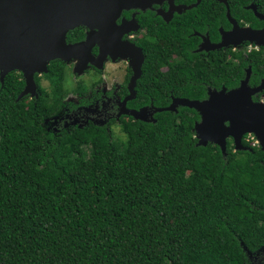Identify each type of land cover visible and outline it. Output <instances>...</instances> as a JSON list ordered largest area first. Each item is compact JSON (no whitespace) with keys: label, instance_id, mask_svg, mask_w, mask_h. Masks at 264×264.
Masks as SVG:
<instances>
[{"label":"trees","instance_id":"obj_1","mask_svg":"<svg viewBox=\"0 0 264 264\" xmlns=\"http://www.w3.org/2000/svg\"><path fill=\"white\" fill-rule=\"evenodd\" d=\"M155 62L169 66L179 94L182 68L164 52L146 69ZM189 70L232 80L230 63ZM24 86L18 71L0 80V264H251L241 242L264 245L260 146L232 153L228 142L224 155L198 145L189 107L123 123L125 139L90 127L49 140L47 105L17 100Z\"/></svg>","mask_w":264,"mask_h":264},{"label":"flooded vegetation","instance_id":"obj_2","mask_svg":"<svg viewBox=\"0 0 264 264\" xmlns=\"http://www.w3.org/2000/svg\"><path fill=\"white\" fill-rule=\"evenodd\" d=\"M88 36L89 42L76 57L53 59L47 72L36 73L37 86L25 95L27 102L41 100L47 105L42 125L49 140L90 127L121 137L123 123L157 122L158 113L164 112L158 109L189 98L182 94L189 88L204 92L189 99L204 100L210 91L239 88L247 77L250 89L264 85V0H154L144 7L123 9L110 28L75 27L66 40L77 44ZM157 52L182 68L175 80L179 94L174 92L168 65L155 62L154 69H146ZM203 62L214 69L230 63L232 80L189 70L190 65L196 68ZM53 63L57 81L49 75ZM162 80L166 86L159 90ZM252 97L264 103V88ZM183 107L187 106L178 103L174 110L165 111L178 113ZM132 111H138L139 117ZM253 136L248 133L242 138L250 150L260 146ZM227 141L234 146L232 153L241 150L232 137ZM249 258L251 264H264V245Z\"/></svg>","mask_w":264,"mask_h":264},{"label":"water","instance_id":"obj_3","mask_svg":"<svg viewBox=\"0 0 264 264\" xmlns=\"http://www.w3.org/2000/svg\"><path fill=\"white\" fill-rule=\"evenodd\" d=\"M154 0H0V80L12 71L22 73L26 85L18 95L20 100L34 92L35 74L48 71L51 60H68L78 55L81 46L67 43V33L79 26L103 30L116 25L123 9L144 7ZM264 85L250 89L248 77L239 88L214 90L204 100L176 99L167 108L174 110L178 103L200 114L194 130L198 145L217 144L227 154V139L232 137L236 149H249L243 144L245 134H253L264 151V103L252 95ZM139 117L138 111H132ZM246 253L253 254L242 242Z\"/></svg>","mask_w":264,"mask_h":264},{"label":"rangeland","instance_id":"obj_4","mask_svg":"<svg viewBox=\"0 0 264 264\" xmlns=\"http://www.w3.org/2000/svg\"><path fill=\"white\" fill-rule=\"evenodd\" d=\"M116 138H118V137H116ZM120 138L125 139V134L122 133ZM222 153H223V152H222Z\"/></svg>","mask_w":264,"mask_h":264},{"label":"built area","instance_id":"obj_5","mask_svg":"<svg viewBox=\"0 0 264 264\" xmlns=\"http://www.w3.org/2000/svg\"><path fill=\"white\" fill-rule=\"evenodd\" d=\"M249 134H250V133H249ZM252 138L254 139V141L258 142V140L256 139V137H255V136H253Z\"/></svg>","mask_w":264,"mask_h":264}]
</instances>
